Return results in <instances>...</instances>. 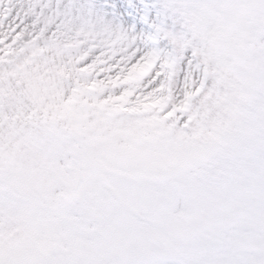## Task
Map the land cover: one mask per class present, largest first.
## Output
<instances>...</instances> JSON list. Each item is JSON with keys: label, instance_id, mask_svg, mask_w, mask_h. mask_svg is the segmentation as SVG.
<instances>
[{"label": "snow or ice", "instance_id": "obj_1", "mask_svg": "<svg viewBox=\"0 0 264 264\" xmlns=\"http://www.w3.org/2000/svg\"><path fill=\"white\" fill-rule=\"evenodd\" d=\"M0 264H264V0H0Z\"/></svg>", "mask_w": 264, "mask_h": 264}]
</instances>
